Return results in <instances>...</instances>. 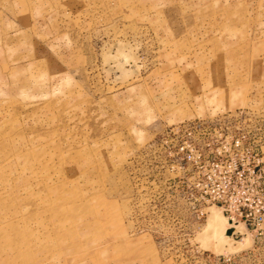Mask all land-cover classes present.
I'll return each instance as SVG.
<instances>
[{"label":"rangeland","instance_id":"374dc122","mask_svg":"<svg viewBox=\"0 0 264 264\" xmlns=\"http://www.w3.org/2000/svg\"><path fill=\"white\" fill-rule=\"evenodd\" d=\"M0 264H264V0H0Z\"/></svg>","mask_w":264,"mask_h":264},{"label":"bare ground","instance_id":"6f19581e","mask_svg":"<svg viewBox=\"0 0 264 264\" xmlns=\"http://www.w3.org/2000/svg\"><path fill=\"white\" fill-rule=\"evenodd\" d=\"M211 213V212H210ZM212 215L209 216L208 218V227L213 228L215 226H217V224L219 223V219L217 218V216L214 213H211ZM222 221V220H221ZM217 229V228H216ZM241 247V246H240Z\"/></svg>","mask_w":264,"mask_h":264},{"label":"water","instance_id":"95a60500","mask_svg":"<svg viewBox=\"0 0 264 264\" xmlns=\"http://www.w3.org/2000/svg\"><path fill=\"white\" fill-rule=\"evenodd\" d=\"M230 221H231V220H230ZM227 231H228V232H230V230H229V229H228Z\"/></svg>","mask_w":264,"mask_h":264}]
</instances>
